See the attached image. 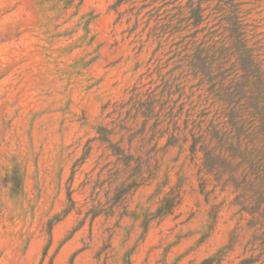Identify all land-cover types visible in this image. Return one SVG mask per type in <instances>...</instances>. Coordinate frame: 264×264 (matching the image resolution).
Listing matches in <instances>:
<instances>
[{
    "label": "rangeland",
    "instance_id": "obj_1",
    "mask_svg": "<svg viewBox=\"0 0 264 264\" xmlns=\"http://www.w3.org/2000/svg\"><path fill=\"white\" fill-rule=\"evenodd\" d=\"M239 30L264 53V0H0V264H264L188 150Z\"/></svg>",
    "mask_w": 264,
    "mask_h": 264
},
{
    "label": "trees",
    "instance_id": "obj_2",
    "mask_svg": "<svg viewBox=\"0 0 264 264\" xmlns=\"http://www.w3.org/2000/svg\"><path fill=\"white\" fill-rule=\"evenodd\" d=\"M235 38L236 49L223 44L214 50L210 73L220 104L218 118L209 129L192 133L188 150L193 157L203 154L207 172L229 175L223 183H232L237 198L250 203L252 209L246 211L255 224L264 226V53L248 46L244 32L239 30ZM173 207L169 204L161 215ZM213 263L203 259L199 264Z\"/></svg>",
    "mask_w": 264,
    "mask_h": 264
}]
</instances>
